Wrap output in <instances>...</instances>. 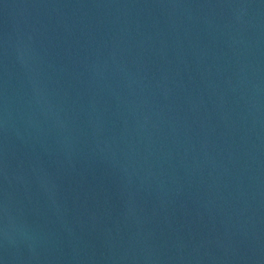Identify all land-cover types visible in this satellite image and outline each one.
<instances>
[{
    "label": "water",
    "instance_id": "water-1",
    "mask_svg": "<svg viewBox=\"0 0 264 264\" xmlns=\"http://www.w3.org/2000/svg\"><path fill=\"white\" fill-rule=\"evenodd\" d=\"M0 264H264V0H0Z\"/></svg>",
    "mask_w": 264,
    "mask_h": 264
}]
</instances>
